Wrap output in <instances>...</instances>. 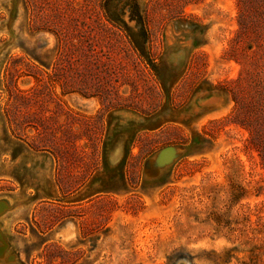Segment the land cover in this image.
I'll list each match as a JSON object with an SVG mask.
<instances>
[{
	"label": "rangeland",
	"instance_id": "374dc122",
	"mask_svg": "<svg viewBox=\"0 0 264 264\" xmlns=\"http://www.w3.org/2000/svg\"><path fill=\"white\" fill-rule=\"evenodd\" d=\"M140 2L166 86L99 0H0V264H264V54L228 52L239 0L184 6L204 35L172 21L183 0Z\"/></svg>",
	"mask_w": 264,
	"mask_h": 264
},
{
	"label": "trees",
	"instance_id": "16d2710c",
	"mask_svg": "<svg viewBox=\"0 0 264 264\" xmlns=\"http://www.w3.org/2000/svg\"><path fill=\"white\" fill-rule=\"evenodd\" d=\"M197 0H183V5L178 3L171 4L169 13L174 22L186 25L195 33L205 34V29L199 22L189 20L183 8L189 3ZM168 5V4H167ZM239 30L232 39L228 52L236 51L241 48L242 42L248 39V48L255 52L261 50L264 54V0H239ZM148 3L142 6L140 0H99V19L102 25L109 26L119 31L139 57L144 59L164 86L165 75L159 64V56L152 51L151 44V18ZM134 22V24H132ZM202 42L196 39L195 46ZM254 47H256L254 49ZM175 75H170V81ZM264 88V87H263Z\"/></svg>",
	"mask_w": 264,
	"mask_h": 264
}]
</instances>
